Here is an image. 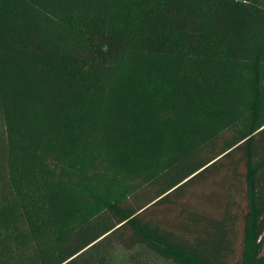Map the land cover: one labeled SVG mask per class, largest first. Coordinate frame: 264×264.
<instances>
[{"label":"trees","instance_id":"trees-1","mask_svg":"<svg viewBox=\"0 0 264 264\" xmlns=\"http://www.w3.org/2000/svg\"><path fill=\"white\" fill-rule=\"evenodd\" d=\"M220 175V213L155 216ZM0 246L264 264V0H0Z\"/></svg>","mask_w":264,"mask_h":264},{"label":"rangeland","instance_id":"rangeland-1","mask_svg":"<svg viewBox=\"0 0 264 264\" xmlns=\"http://www.w3.org/2000/svg\"><path fill=\"white\" fill-rule=\"evenodd\" d=\"M217 180L219 181H215L214 182V187L213 189H209L208 190H204L205 193L203 192L201 195H194V196H187L186 198H184L183 200H181L179 207H175L173 210H168L166 208H162L160 210H155L154 214L157 218L159 219H167L168 217H175L176 214H179L181 209H185L186 208H190V206L192 205H197L200 203L202 204L204 201L207 202V204H205L207 206V211L209 213H220L221 210L224 209V205L227 203L228 199H227V195L229 193L228 191V186H227V181L228 179L226 178V175H220ZM227 186V187H226ZM207 189V188H205ZM196 196V197H195ZM238 201L240 203H238L237 205H234L232 211L233 212H237L238 214L241 212V209L239 210V208H243L244 206L242 205L241 202V198H238ZM202 202V203H201ZM204 204V203H203ZM241 224L242 222L239 223L238 226V231L240 232L241 230ZM238 241H240L241 236L238 234L237 238ZM5 248L3 246H0V264H2L3 261V257L5 256ZM122 260H126L125 263H120V261ZM120 261L116 262L115 264H130L128 259H123V256H121Z\"/></svg>","mask_w":264,"mask_h":264}]
</instances>
